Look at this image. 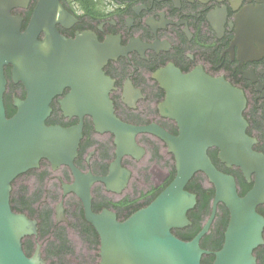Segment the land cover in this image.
Listing matches in <instances>:
<instances>
[{
	"label": "water",
	"instance_id": "1",
	"mask_svg": "<svg viewBox=\"0 0 264 264\" xmlns=\"http://www.w3.org/2000/svg\"><path fill=\"white\" fill-rule=\"evenodd\" d=\"M30 0H0V264H47L44 243L39 241L32 256L24 239L38 236V220L16 212L11 203L13 182L47 159L53 169L70 167L75 182L66 184L81 198L86 220L100 236L98 264H202L205 254L215 256L212 264H258L255 249L264 244V153L256 151L255 139L247 134L243 112L246 99L241 90L224 78L203 70L183 73L175 66L159 70L155 77L166 91L159 105L163 116L175 119L180 131L173 135L156 125H134L115 113L110 97L112 81L104 66L115 55L100 43L95 33L85 31L70 38L57 25H73L77 18L61 0H39L28 25L12 9L28 6ZM42 36V37H41ZM13 66L15 82H21L26 97L15 98L17 111L7 116L4 94L7 88L5 65ZM70 88L62 100L67 116L78 115L73 126L48 124L52 100ZM90 114L97 131L112 132L117 159L108 176L84 174L76 166L84 136V116ZM149 132L162 138L175 156L174 179L147 206L120 221L117 214L92 208V186L104 182L109 190L126 186L130 172L121 166L125 155L140 157L144 149L136 137ZM218 149V158L228 168L238 167L252 188L243 196L234 175L220 170L209 149ZM203 172L215 187L211 214L202 229L183 240L173 229L192 224L188 212L197 204V194L187 185ZM229 210L230 219L221 249L201 246L217 217L219 204ZM63 205L57 220H64Z\"/></svg>",
	"mask_w": 264,
	"mask_h": 264
},
{
	"label": "flooded vegetation",
	"instance_id": "2",
	"mask_svg": "<svg viewBox=\"0 0 264 264\" xmlns=\"http://www.w3.org/2000/svg\"><path fill=\"white\" fill-rule=\"evenodd\" d=\"M38 2L30 0L28 6L13 8L12 14L25 20L29 13L32 15ZM61 2L77 21L70 27L59 23L57 27L60 33L74 38L77 33L91 31L107 50L114 53L115 56L108 60L103 69L112 81L110 97L115 113L121 120L134 125L156 124L178 135V122L163 116L160 111L159 105L165 100L166 91L155 74L168 66H175L183 73L200 69L211 77L224 78L243 92L247 134L255 139L253 148L264 153V0ZM12 69L11 64L5 65L7 88L4 100L5 106L6 100L11 101L14 115L17 111L15 98L24 99L27 92L21 82L14 81ZM69 91L70 88H66L63 94L52 100V111L47 119L49 124L73 126L80 122L78 115L67 116L63 109L62 100ZM136 141L144 149L143 155L139 158L125 155L121 159V166L130 172L126 186L118 191L109 190L104 182L93 184L94 212L108 209L115 212L120 221H124L149 201L170 178L175 156L167 143L149 132L138 134ZM116 159L115 134L97 131L93 117L85 115L84 136L75 160L76 166L84 174L108 176ZM45 171L48 174L44 178L42 201L54 209V228H67L68 236L71 238L74 232L82 244L75 228L79 223L77 213L82 211L85 221L92 225L85 218L81 198L77 193L65 189L66 184L75 182L69 166L53 169L47 159H42L38 168L30 169L14 180L13 189L21 186L17 182L24 177H31L36 184L37 173ZM197 173L206 177L205 185H212L203 172ZM252 180L254 182V175ZM60 203L63 205L64 220L58 221L57 207ZM260 206L264 207V204L259 205L258 209ZM32 237L36 246L39 241L44 243V254L46 241L39 240V234ZM98 239L97 250L84 251L88 257L97 256L99 262V234ZM263 252L264 244L255 249L258 264Z\"/></svg>",
	"mask_w": 264,
	"mask_h": 264
},
{
	"label": "trees",
	"instance_id": "3",
	"mask_svg": "<svg viewBox=\"0 0 264 264\" xmlns=\"http://www.w3.org/2000/svg\"><path fill=\"white\" fill-rule=\"evenodd\" d=\"M69 8L71 7L69 6ZM30 16L31 13L25 18L23 29L27 27ZM24 95L21 97H24ZM6 107L7 115L11 117L15 109L11 106L10 100H6ZM209 154L220 170L235 176L241 196L245 195L252 188L253 182L249 183L239 168H228L219 160L217 148L210 149ZM47 174V171L42 174L37 173L38 179L33 191L30 190L28 185H21L12 190L11 203L13 209L16 212L26 213L32 219L38 220L39 240L46 241L44 253L48 264H98L97 256L88 257V255L85 254V251L82 255L77 252L72 239L68 236L67 228H54V209L49 204H45L42 201L44 178ZM175 175L176 169L174 166L172 174L166 184L162 188L160 187L149 201L142 204L141 208L151 203L162 189L174 179ZM205 181L206 177L202 174L196 173L186 187L187 190L197 194V204L188 213L192 224L183 229H173V233L183 240H191L202 229L204 223L211 214L212 202L215 196V187L213 185H205ZM258 211L264 214V207L260 206ZM76 218L79 223L75 225V228L79 232V236L85 245L84 250H87L88 252L94 249L97 250L99 245L97 232L85 221L82 211L77 213ZM229 219L230 213L228 208L223 203H220L217 217L210 232L201 240V246L203 248L212 251L221 249L224 243V234ZM52 234L53 236H50ZM35 247L36 241L32 236H28L24 239V249L28 256L33 255ZM214 259L215 256L213 254H205L202 257V264H212ZM260 264H264V252L260 256Z\"/></svg>",
	"mask_w": 264,
	"mask_h": 264
},
{
	"label": "rangeland",
	"instance_id": "4",
	"mask_svg": "<svg viewBox=\"0 0 264 264\" xmlns=\"http://www.w3.org/2000/svg\"><path fill=\"white\" fill-rule=\"evenodd\" d=\"M18 185H28L30 186V190H34L36 187L35 181L32 182L31 177H24L22 179H19V181L17 182ZM20 187V186H19ZM18 188V187H17ZM71 239L76 247L77 252L82 255L84 252V244L80 243L76 237V234L74 232H72L71 234ZM44 258H45V253L43 254ZM48 264V263H47Z\"/></svg>",
	"mask_w": 264,
	"mask_h": 264
}]
</instances>
